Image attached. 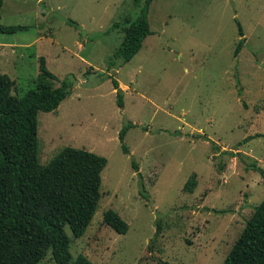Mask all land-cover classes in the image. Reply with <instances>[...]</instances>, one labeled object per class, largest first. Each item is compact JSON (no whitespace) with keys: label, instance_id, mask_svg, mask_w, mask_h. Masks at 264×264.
<instances>
[{"label":"rangeland","instance_id":"obj_1","mask_svg":"<svg viewBox=\"0 0 264 264\" xmlns=\"http://www.w3.org/2000/svg\"><path fill=\"white\" fill-rule=\"evenodd\" d=\"M134 1L4 0L0 22L28 29L0 33V74L23 96L44 56L73 83L56 111L39 113L41 163L65 146L108 159L91 224L81 237L67 228L74 258L223 264L264 200V0H154L153 34L122 62L115 51L139 12ZM129 123L126 153L119 135ZM108 209L127 221L126 233L106 223ZM40 264H57L52 250Z\"/></svg>","mask_w":264,"mask_h":264},{"label":"trees","instance_id":"obj_2","mask_svg":"<svg viewBox=\"0 0 264 264\" xmlns=\"http://www.w3.org/2000/svg\"><path fill=\"white\" fill-rule=\"evenodd\" d=\"M153 1H134L139 12L123 24L125 36L115 51L116 59H133L153 34L149 20ZM3 5L0 0V19ZM120 26L115 22L111 29ZM25 29L28 27L0 22V33ZM240 35H244L241 26ZM243 44L241 39L236 55ZM113 83L123 107V90L118 80ZM72 84L70 77L62 79L52 72L44 56L40 57L36 86L23 96L13 93L15 80L9 74H0V264H40L49 250L57 264H95L84 254L74 258L67 228L81 237L91 224L108 159L87 149L65 146L47 164L40 161L39 113L56 111L71 94ZM132 125L124 126L119 135L126 153L129 148L124 140ZM133 165L138 167L135 162ZM253 167L257 169V165ZM197 183L195 173L184 188L192 192ZM139 184L141 194L149 200L141 176ZM104 219L118 233L129 230L127 221L114 209H108ZM223 264H264V200L255 207Z\"/></svg>","mask_w":264,"mask_h":264}]
</instances>
